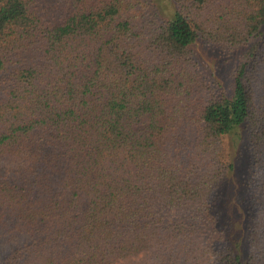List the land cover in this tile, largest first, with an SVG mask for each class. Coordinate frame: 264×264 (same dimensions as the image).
Listing matches in <instances>:
<instances>
[{"label":"trees","instance_id":"1","mask_svg":"<svg viewBox=\"0 0 264 264\" xmlns=\"http://www.w3.org/2000/svg\"><path fill=\"white\" fill-rule=\"evenodd\" d=\"M60 1L0 0V264H264V0ZM200 42L244 48L229 93Z\"/></svg>","mask_w":264,"mask_h":264},{"label":"rangeland","instance_id":"2","mask_svg":"<svg viewBox=\"0 0 264 264\" xmlns=\"http://www.w3.org/2000/svg\"><path fill=\"white\" fill-rule=\"evenodd\" d=\"M43 2L55 12V17L58 19L64 9L63 3L60 0H43ZM193 50L194 57L200 64L213 90L218 94L229 93L233 82L232 74L243 55L244 48L228 51L214 48L209 44L200 42ZM246 135L244 132L241 140H229L228 148L231 153V158L237 167V171L229 176L228 182L222 186L220 192L224 204L223 211L234 222L233 234L236 239L241 238L243 234L240 227H243L244 219L238 206L245 199V196L247 197V192L244 187V182H246V178L249 176L248 140ZM147 258H149V255H141L117 264H142V261Z\"/></svg>","mask_w":264,"mask_h":264}]
</instances>
